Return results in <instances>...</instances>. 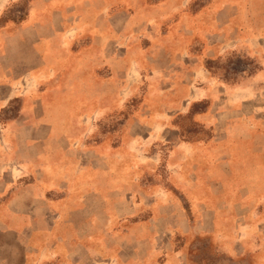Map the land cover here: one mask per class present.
Returning <instances> with one entry per match:
<instances>
[{
    "label": "rangeland",
    "instance_id": "rangeland-1",
    "mask_svg": "<svg viewBox=\"0 0 264 264\" xmlns=\"http://www.w3.org/2000/svg\"><path fill=\"white\" fill-rule=\"evenodd\" d=\"M7 50L95 264H264V0H0Z\"/></svg>",
    "mask_w": 264,
    "mask_h": 264
},
{
    "label": "crops",
    "instance_id": "crops-1",
    "mask_svg": "<svg viewBox=\"0 0 264 264\" xmlns=\"http://www.w3.org/2000/svg\"><path fill=\"white\" fill-rule=\"evenodd\" d=\"M12 60L8 50L0 54V264H95L101 259L96 250L61 232L75 234L77 224L64 223L89 213L96 199L89 193L77 209L60 211V197L78 185L81 164H60V143L67 138L42 99L19 109L32 78L29 71L17 75Z\"/></svg>",
    "mask_w": 264,
    "mask_h": 264
}]
</instances>
